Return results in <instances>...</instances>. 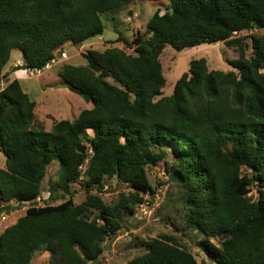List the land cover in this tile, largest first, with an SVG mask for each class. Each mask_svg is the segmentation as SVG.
Instances as JSON below:
<instances>
[{"label": "trees", "instance_id": "1", "mask_svg": "<svg viewBox=\"0 0 264 264\" xmlns=\"http://www.w3.org/2000/svg\"><path fill=\"white\" fill-rule=\"evenodd\" d=\"M133 1L0 0V82L13 49L21 51L20 69L43 71L65 45L101 36L103 14ZM168 2L170 11L148 20V38L133 36L132 54L125 47L89 50L87 66L57 72L91 105L74 120L46 131L17 79L0 90L4 210L34 203L47 167L59 166L49 204L28 207L0 234V264H31L41 251L47 264H97L105 241L144 201L141 195L155 197L147 168L161 163L182 190L184 226L202 236L198 247L210 261L264 264V35L249 37V56L245 38L234 36L264 30V0ZM217 42L236 49L228 63L233 70L211 71L205 59L193 60L172 94L162 96L165 45L180 52ZM105 178L132 192L105 204ZM77 184L84 192L78 203ZM144 248L127 264H199L168 235Z\"/></svg>", "mask_w": 264, "mask_h": 264}, {"label": "rangeland", "instance_id": "2", "mask_svg": "<svg viewBox=\"0 0 264 264\" xmlns=\"http://www.w3.org/2000/svg\"><path fill=\"white\" fill-rule=\"evenodd\" d=\"M167 11H170L168 0H134L118 11L107 12L101 16L104 26L101 36L92 37L78 46L65 45L59 51L62 56L57 58L59 53L57 52L56 58L40 72L20 69L23 65L21 51L13 49L9 61L2 70L3 79L0 82V90L19 76L18 81L22 91L35 103V120L43 124V129L50 131V128L61 120L72 121L82 110L90 108L91 105L86 103L79 94L70 92L67 85L57 76V72L65 65L87 66L83 54L89 50L102 52L113 47L120 49L125 47L126 52L132 54L133 36L141 34L148 38L146 27L148 20L155 12L162 15ZM262 35L264 30L234 34L236 38H245L243 47L248 56L251 54L249 37ZM118 39L119 41L116 42ZM236 56V49L227 47L223 42L201 44L180 52L175 51L170 45H165L160 56L161 69L166 80L161 90L162 96L172 94L175 82L188 71L191 61L203 58L206 60L208 70L228 72L233 70L228 63L236 59ZM166 161L170 165L174 162L170 151ZM4 163V156L0 152V167H3ZM58 169L57 162L47 167L40 197L34 203L23 205L12 203L13 210L9 213L4 210L5 205L0 204V234L23 216L28 207L49 204V190L55 186ZM147 173L156 192L154 198L141 195L142 200L144 198L149 201L148 214L143 215L138 211V217L141 219L135 214L125 216L118 234L105 241L97 264H127L134 257L146 252L144 248L146 242L159 238L161 235L174 237L195 256L199 264H215L198 247V241L202 239V236L184 226L185 208L182 204V190L176 183L171 182L164 165L161 163L157 167H148ZM103 184L104 188L100 196L107 205H114L119 194L132 192L126 184H122L116 178H105ZM72 190H76V193L72 195L75 202H81L84 199L83 189L77 184L72 186ZM255 192L256 189H253L249 195L254 196ZM135 208L138 209V204ZM136 210L134 212H137ZM95 215L96 212L92 217ZM48 258L47 252L35 253L31 264H47Z\"/></svg>", "mask_w": 264, "mask_h": 264}, {"label": "built area", "instance_id": "3", "mask_svg": "<svg viewBox=\"0 0 264 264\" xmlns=\"http://www.w3.org/2000/svg\"><path fill=\"white\" fill-rule=\"evenodd\" d=\"M148 208H149V201H146L144 199V201L138 205V209L136 210L137 212H135V216L141 219L140 217H138V211H140L143 215H147Z\"/></svg>", "mask_w": 264, "mask_h": 264}, {"label": "water", "instance_id": "4", "mask_svg": "<svg viewBox=\"0 0 264 264\" xmlns=\"http://www.w3.org/2000/svg\"><path fill=\"white\" fill-rule=\"evenodd\" d=\"M62 56V53L59 52L58 55H57V58H60ZM67 89L70 91V92H73V93H78L77 89L74 88V87H70V86H67Z\"/></svg>", "mask_w": 264, "mask_h": 264}, {"label": "crops", "instance_id": "5", "mask_svg": "<svg viewBox=\"0 0 264 264\" xmlns=\"http://www.w3.org/2000/svg\"><path fill=\"white\" fill-rule=\"evenodd\" d=\"M17 80H19L20 78H19V76H18V78H16Z\"/></svg>", "mask_w": 264, "mask_h": 264}]
</instances>
